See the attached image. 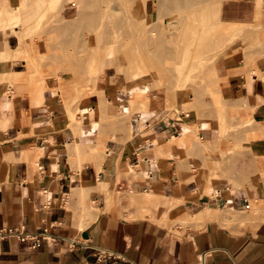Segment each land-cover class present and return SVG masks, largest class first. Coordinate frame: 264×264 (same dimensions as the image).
Listing matches in <instances>:
<instances>
[{
    "label": "rangeland",
    "instance_id": "rangeland-1",
    "mask_svg": "<svg viewBox=\"0 0 264 264\" xmlns=\"http://www.w3.org/2000/svg\"><path fill=\"white\" fill-rule=\"evenodd\" d=\"M82 1L0 0V61L16 60L15 69L24 71L5 79L10 86L5 97L14 82L29 93H53L71 128L79 127L88 143H74V153L81 152L85 163L96 169L110 142L134 141L144 121L154 125L172 118L182 127L167 141L173 163L189 173L185 180L197 178L199 191L207 183L204 191L212 197L228 185L229 193H235L252 186L257 178L251 183L248 177L254 172L264 183V124L251 126L228 85L239 73L226 74L229 65L259 74L255 70L264 64V0H189L185 6L179 3L183 0ZM219 2L221 11L225 4L245 6V18L226 22L220 14L206 24L211 5ZM9 35L18 44L15 51L5 52ZM230 58L233 62L228 63ZM208 130L214 142L205 140ZM242 166L247 171L239 173ZM136 170L128 167L134 180ZM89 191L81 185L82 210ZM113 198L119 203L121 194H108L107 202ZM128 199L140 208L145 193L131 192ZM258 211V203L251 201L247 211L236 214L253 216ZM214 216L205 207L172 225L184 231Z\"/></svg>",
    "mask_w": 264,
    "mask_h": 264
},
{
    "label": "crops",
    "instance_id": "crops-1",
    "mask_svg": "<svg viewBox=\"0 0 264 264\" xmlns=\"http://www.w3.org/2000/svg\"><path fill=\"white\" fill-rule=\"evenodd\" d=\"M243 7L225 4L220 14L226 22L241 21ZM17 44L16 36L9 35L5 52L15 51ZM17 66L16 60L0 61V232L16 229L31 238L23 243L0 238V264H199L201 256L207 264H264V183L259 173L249 171L248 181L257 180L235 193H229L228 185L212 197L204 191L207 183L199 191L197 178L185 180L189 173L173 163L167 141L182 127L172 118L154 125L144 121L134 141L110 142L96 169L81 152L74 153V143H88L79 127L71 128L53 93H29L14 82V97H5L10 87L5 79L24 73ZM227 69L226 74L239 73L228 85L251 126L264 124V64L255 70L259 74L242 65ZM212 138L208 130L205 140L214 142ZM128 167H138L136 180ZM242 167L239 173L247 171ZM82 184L90 189L83 210ZM115 192L121 194L120 202L113 198L108 203V194ZM131 192L145 193L140 208L130 205ZM251 201L259 206L255 215L236 214L247 211ZM205 207L213 209L214 218L184 231L172 225ZM40 234L44 240L33 241ZM97 251L117 259L98 261Z\"/></svg>",
    "mask_w": 264,
    "mask_h": 264
},
{
    "label": "built area",
    "instance_id": "built-area-1",
    "mask_svg": "<svg viewBox=\"0 0 264 264\" xmlns=\"http://www.w3.org/2000/svg\"><path fill=\"white\" fill-rule=\"evenodd\" d=\"M0 238H15L19 242L23 243L28 241V239L31 238V235L25 234L23 231L16 229H8L6 232H0ZM39 239L44 240L42 234L34 236L33 241L38 242ZM95 258L101 262L114 261L117 259L113 254L104 251H97ZM199 264H207L204 256H201Z\"/></svg>",
    "mask_w": 264,
    "mask_h": 264
},
{
    "label": "bare ground",
    "instance_id": "bare-ground-1",
    "mask_svg": "<svg viewBox=\"0 0 264 264\" xmlns=\"http://www.w3.org/2000/svg\"><path fill=\"white\" fill-rule=\"evenodd\" d=\"M84 1V0H83ZM82 1V2H83ZM88 2V1H87ZM86 1H84L83 3H87ZM189 2V0H183V1H180L179 3H180V5H183V6H185V5H187V3ZM197 3V2H196ZM202 4V3H201ZM190 6V5H189ZM203 6L205 7V5L203 4ZM202 6V7H203ZM212 6V7H211ZM210 7L212 8V11L210 12V14L209 15H207L205 18H204V20H205V23L206 24H208V23H210L211 22V19H212V17H214V18H217L218 17V19H220V13H221V2H219V3H217V4H215L214 6L213 5H211ZM200 7V6H199ZM159 9V8H158ZM207 9V8H206ZM160 10V9H159ZM107 11V10H106ZM125 11V10H124ZM187 11V10H186ZM78 12V11H77ZM158 12H160V11H158ZM214 12V13H213ZM80 13V12H79ZM106 13V12H105ZM188 13H190V12H188ZM4 14H8L7 13V11L6 10H4ZM55 14V13H54ZM184 14V13H183ZM184 15H186V14H184ZM58 18V17H57ZM104 18V17H103ZM192 18V17H191ZM6 20L7 21H9L7 18H6ZM203 20V21H204ZM101 22L102 21H104V20H100ZM161 21V20H160ZM221 20H219V22H220ZM162 23V22H161ZM221 24V23H220ZM58 25V24H57ZM102 25L103 26H105V23H103L102 22ZM109 25V24H108ZM82 26V25H81ZM100 26H101V24H100ZM102 26V27H103ZM209 26V25H208ZM101 28V27H100ZM202 28V27H201ZM103 29H104V27H103ZM205 30V32L207 31L206 29H204ZM224 30V32L223 31H221V32H223V33H225V28L223 29ZM98 31V30H97ZM101 31V30H100ZM100 31H99V33H100ZM227 31V30H226ZM59 32V31H58ZM218 33V32H217ZM222 33V34H223ZM40 34V33H39ZM55 34V33H54ZM59 35V34H58ZM97 35H100V34H97ZM198 35V34H197ZM93 35H91V37H92ZM215 36V35H214ZM260 36V35H259ZM52 37V36H51ZM97 37V36H96ZM218 37V36H217ZM220 37V36H219ZM98 38H100V37H98ZM211 38V37H210ZM92 39V38H91ZM94 39V38H93ZM99 40V39H98ZM197 40V39H196ZM218 40V39H217ZM253 40V39H252ZM210 41V40H209ZM221 41V40H220ZM101 42V41H100ZM147 43V42H146ZM145 43V44H146ZM217 43V42H216ZM210 44H212V43H210ZM219 44V43H218ZM90 45V44H89ZM147 45V44H146ZM175 45H177L176 43H175ZM175 45H174V47H175ZM219 46V45H218ZM209 47V46H208ZM90 48V47H89ZM45 49V48H44ZM88 49V48H87ZM139 49V48H138ZM175 50V49H174ZM47 51V50H46ZM90 52H91V50H90ZM176 52V51H175ZM196 52V51H195ZM99 53V52H98ZM148 53V52H147ZM165 53V52H164ZM48 54V53H47ZM91 54V53H90ZM200 54V53H199ZM195 55V54H194ZM215 57V56H214ZM158 62V61H157ZM88 63V62H87ZM172 64H174V63H172ZM55 69V68H54ZM53 69V70H54ZM91 69H92V66H91ZM101 69V68H100ZM164 69V68H163ZM58 70V69H57ZM61 70V69H60ZM51 71V70H50ZM62 71V70H61ZM49 72V71H48ZM233 72V71H232ZM52 74V73H51ZM51 77V76H50ZM48 78H49V76H48ZM178 83V82H177ZM60 86V85H59ZM63 86V85H62ZM63 88V87H62ZM175 88H176V86H175ZM178 89V88H177ZM62 90V89H61ZM140 95V94H139ZM143 95V94H142ZM136 97H137V95H136ZM144 97V96H143ZM135 100V99H134ZM104 104V103H103ZM138 106V105H137ZM102 107H104V106H102ZM206 108V107H205ZM220 108V107H219ZM182 135H184V134H182ZM184 137V136H183ZM182 137V138H183ZM185 138V137H184ZM173 139V138H172ZM176 141H177V139H175ZM135 200V199H134ZM137 201L139 202L140 201V199H137ZM137 201H135V203L137 202ZM134 203V204H135ZM140 203V202H139ZM138 206V205H137Z\"/></svg>",
    "mask_w": 264,
    "mask_h": 264
}]
</instances>
